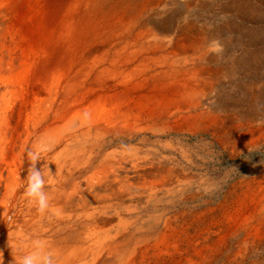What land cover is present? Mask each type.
<instances>
[{
    "label": "bare ground",
    "instance_id": "1",
    "mask_svg": "<svg viewBox=\"0 0 264 264\" xmlns=\"http://www.w3.org/2000/svg\"><path fill=\"white\" fill-rule=\"evenodd\" d=\"M148 2L0 0V264H14V257L31 251L38 240L55 253L57 264H205L189 260L188 252L173 257L175 240L168 231L134 212V205L142 209L153 205L159 193L174 191L177 182L165 172L147 166L140 173L138 162L80 160L91 151L84 149L98 148L106 138L114 139L110 135L134 139L145 131L156 133L154 123L168 126L175 119L190 127L215 123L202 113H171L168 100L161 102L169 93L167 81L177 80L166 69L173 57L167 49L180 48L182 41L156 36L158 24L142 15L149 11ZM161 4L156 0L157 7ZM183 72L178 77H186ZM190 73L198 79L203 71ZM178 89L175 93L183 97L179 111L186 106L194 111L200 103L185 99ZM24 147L46 159V181L47 169L55 176L46 190L62 209L59 216L38 213L24 198L30 162H16ZM125 213L135 220L132 224L125 222ZM61 227L67 230L61 233Z\"/></svg>",
    "mask_w": 264,
    "mask_h": 264
},
{
    "label": "rangeland",
    "instance_id": "2",
    "mask_svg": "<svg viewBox=\"0 0 264 264\" xmlns=\"http://www.w3.org/2000/svg\"><path fill=\"white\" fill-rule=\"evenodd\" d=\"M148 1L149 11L142 15L150 16L158 24L156 36L182 41L180 48L167 49L168 57H173L168 58L166 69L175 74L177 80L175 84L173 80L167 81L171 83L169 93L161 97H164L161 102L168 100L171 113H202L215 123L190 127L175 119L168 126L154 123L156 133L145 131L134 139L110 135L114 139L106 138L98 148L84 149V153L91 150L86 154L90 158L82 156L80 160L138 162L143 164L138 172L149 166L147 168L153 172L161 170L177 182L174 191L157 194L153 205L143 204L139 210L134 205V212L139 213L142 220L150 217L157 228L166 229L173 237V257H185L188 252L192 256L189 260H197V263L204 260L205 264H264V0H162L159 7L155 5L156 0ZM217 43L221 51L214 50ZM172 60L175 61L170 62ZM195 70L203 71L198 79H193L190 73ZM182 71L186 77L180 78L177 73ZM176 89L184 92L185 99L200 103L198 107L192 111L186 106L185 111H179L177 102L183 97L175 93ZM217 126L219 128H215ZM87 139L90 140L89 136ZM21 152L23 155L16 162H30L27 161L30 149L24 147ZM75 159L72 162H77ZM45 161L40 159L37 164L43 173ZM79 181L76 176L74 183ZM129 215L125 213L124 220L132 224L135 220ZM62 230L65 232L67 228L61 227V233Z\"/></svg>",
    "mask_w": 264,
    "mask_h": 264
},
{
    "label": "clouds",
    "instance_id": "3",
    "mask_svg": "<svg viewBox=\"0 0 264 264\" xmlns=\"http://www.w3.org/2000/svg\"><path fill=\"white\" fill-rule=\"evenodd\" d=\"M215 51H221L217 43ZM30 166L26 176L23 196L40 214L51 213L59 216L62 209L51 203V197L46 190L55 182V176L48 171L49 179L46 181L41 168L37 167L40 157L36 153L29 152ZM14 264H57V258L53 251L47 248L45 242L36 241L33 249L23 255L14 257Z\"/></svg>",
    "mask_w": 264,
    "mask_h": 264
}]
</instances>
